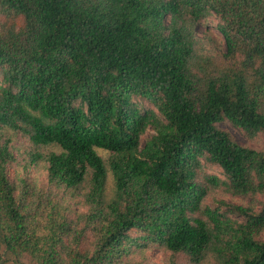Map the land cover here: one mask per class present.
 <instances>
[{"label":"trees","instance_id":"16d2710c","mask_svg":"<svg viewBox=\"0 0 264 264\" xmlns=\"http://www.w3.org/2000/svg\"><path fill=\"white\" fill-rule=\"evenodd\" d=\"M209 13L219 55L195 32ZM222 120L264 134V0H0V230L15 256L142 264L157 246L188 264H264V148ZM4 129L50 148L55 200L10 180ZM216 190L263 199L203 205ZM82 195L86 211L60 202Z\"/></svg>","mask_w":264,"mask_h":264},{"label":"rangeland","instance_id":"374dc122","mask_svg":"<svg viewBox=\"0 0 264 264\" xmlns=\"http://www.w3.org/2000/svg\"><path fill=\"white\" fill-rule=\"evenodd\" d=\"M217 18L214 13H209L204 19L201 20L199 24L195 27V32L197 33L198 38L203 41L202 49L207 53L220 54L225 51V44L222 35L216 29ZM220 128L228 131L233 140L241 145L252 147L256 150H262L264 148V134L259 133L253 138H249L244 134V132L235 127L230 121L222 120L219 122ZM152 134L150 127H147L145 133L141 137V145L144 144V141ZM3 139L9 140V146L11 152L16 157L15 162L8 166L7 174L11 181L20 182L22 179H27L31 183L35 184L40 190L38 195L35 196V204L43 203L45 199H56L54 192L48 189V183L46 181V172H47V163L43 159V155L46 154L50 148L48 147H38L33 145L26 137L21 134L15 133L9 129H4ZM40 153L38 157L35 155ZM100 153L105 157L108 156V152L100 150ZM208 172L215 173L217 175H222L221 169L218 166H213L208 168ZM114 181L111 172L107 176V185L106 191L108 195L113 192ZM85 188L83 192H86ZM83 195L77 198H71L67 201L62 199L60 202L62 204L68 205L71 209H79V211H86L88 206L83 202ZM262 195L257 197H242L235 196L230 193H223L220 190L215 192L208 193V195L203 200V205H208L214 207L224 201L232 205H240L243 207H253L258 209L260 207L259 202L262 200ZM43 205V204H41ZM233 218L238 217L237 214H231ZM241 219L242 217L239 216ZM44 218H40L42 222ZM45 224L39 225L38 234L44 236L43 226ZM90 237L87 234L86 238ZM261 238L264 239V233L261 235ZM87 241V240H86ZM216 254V253H215ZM214 253H209L205 257V260L202 264H219L220 261L216 260ZM141 263L145 264H188L184 256L180 254H172L170 251L166 250L163 247L153 246L150 249L145 251L144 256H140ZM0 264H30L28 256H15L11 253L5 246L2 236V231L0 230Z\"/></svg>","mask_w":264,"mask_h":264}]
</instances>
